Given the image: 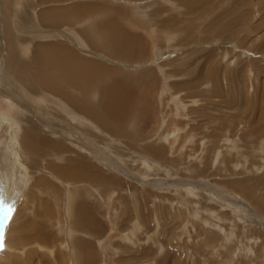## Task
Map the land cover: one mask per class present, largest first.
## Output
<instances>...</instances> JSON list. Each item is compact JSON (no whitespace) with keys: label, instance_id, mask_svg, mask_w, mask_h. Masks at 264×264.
Returning a JSON list of instances; mask_svg holds the SVG:
<instances>
[{"label":"rangeland","instance_id":"1","mask_svg":"<svg viewBox=\"0 0 264 264\" xmlns=\"http://www.w3.org/2000/svg\"><path fill=\"white\" fill-rule=\"evenodd\" d=\"M43 1L0 0V26L3 15L17 23L9 30L21 57V66L7 55L0 65V264L23 256L8 244L16 212L39 232L23 252L37 251L32 264H264V0H78L81 8L98 6L97 28L115 15L124 34L141 41L135 55L94 53L81 27L86 18L70 31L45 26ZM60 39L116 68V79L99 85L134 88V100L118 104L121 121L97 87L87 100L99 112H78L75 122L59 95L17 79L22 69L38 70L30 44ZM28 119L46 143L62 145L26 155ZM158 144L165 154L149 151ZM48 163L73 166L79 178L58 176ZM39 176L47 189L31 197Z\"/></svg>","mask_w":264,"mask_h":264},{"label":"bare ground","instance_id":"2","mask_svg":"<svg viewBox=\"0 0 264 264\" xmlns=\"http://www.w3.org/2000/svg\"><path fill=\"white\" fill-rule=\"evenodd\" d=\"M59 1H61V0H44L43 1L44 3L49 4V6L46 7V9H44V12H42V14H40L41 16L43 15V17H40V18H41V21H43L45 23V26L50 25V26H55L57 28H67L70 31L72 28H74L76 26L77 23H79L82 19L86 18L81 23L82 24L81 27H84L89 32L96 33L97 37L105 39V34H108L110 37L114 36L112 38L113 42H117L119 39H120V42H125L124 46L122 48H120V54H122L121 51L126 52V50H127V51L131 52L133 55H135L136 53L139 54L138 51L142 50L140 48L141 41L138 40L136 37H134V36L130 37L129 36V40H128L126 37L123 36V35H125L124 30H127V29L122 30L121 27L119 28V26L116 24L117 19L114 20L115 15L113 16V14H112L110 16L111 17V23L110 24L100 25V27H98L101 31H104V32H99V29L97 27L90 25L97 18V16H96L97 11L94 12L93 14H91L93 17H90L89 14L87 15V17H83V14L86 11L89 12L90 9L81 8V6L78 5V4H80V1H78V0H76L77 3L70 2L71 6H70V4H67L69 2H67L65 6L63 5L64 2L63 3L61 2V4H58L56 6H50L51 2H59ZM76 1H74V2H76ZM87 4H89V3H87ZM84 6H89V5H84ZM94 6H96V8L98 7L97 5H94ZM110 9H112L116 15L121 12V10L119 8L111 7ZM3 10L4 9H2L1 14L5 13ZM21 12H23V11H21ZM102 12L104 14L108 15L107 11H102ZM3 19H4V22H3L4 28L3 27L1 28V26H0V28H1V31H0V65L9 63L6 59V55H7V56H11L14 58V61L12 62L14 67L17 65L21 66V64H20L21 57H19L20 52L18 53L19 50L17 51V49H15L17 41H16V38L14 36L13 31L9 30V28L12 29L13 27H16L15 25L17 23L14 22L12 25H9V18L7 15H3ZM1 22H2V18L0 17V23ZM17 22L19 24H22V22H20V21H17ZM104 23H105V20H102V21H99L98 24H104ZM79 26L80 25H77L76 29L80 28ZM19 28L22 29L23 26H21ZM2 31H3V34H2ZM10 31L12 32V35H11ZM82 34H84V33H82ZM52 35H56V34H52ZM60 40H61V42L57 41L54 43H44L43 41H38V42L34 43L33 45L30 44V47L32 46V48H33L31 59H30V65H34L33 68L35 66H37L38 70L36 72V70L30 71L29 68H28V71L22 69L21 78H20L21 73L19 74V78L17 76L16 77L18 80H21V82L26 81V84H25L26 87L30 88L31 90L36 89L37 85H41V86L47 88L48 90H51L54 94L59 95V98H62L71 107V106L79 103V99L77 97H75L73 94L79 91L83 95H87V96L92 95V94L94 95V93H93L94 91H92V88H94V87L96 88V86L98 87L100 81H102V80H100V78H104L105 74L108 73V70L104 69L102 67V65L99 64L98 62H95V65L92 66L90 64L91 59H88L86 57H81L78 51L76 52L74 50L69 49L67 47L68 45L66 43H64V41L62 39H60ZM20 45H22V44H20ZM120 46H121V44H120ZM63 83H65L66 86ZM3 84H5V82L0 79V85H3ZM116 85L117 84H114L113 86L108 85V86H105L102 88V89L105 88L104 89L105 94L103 95L104 96L103 106L104 107L106 106V108H105L106 110L110 109V111H112L114 113L117 112L115 110L120 109L121 112L118 114L119 116H117L115 118H117V119L120 118V121H121V119L124 118V116H125V111H124V107H121L120 105L123 102H125V98L128 101V99L134 95L133 91H132L134 88L130 89L129 91L126 90L127 92L126 91L122 92V91H120V88H118ZM129 87H128V89H129ZM124 90H125V88H124ZM70 91H71V93H70ZM136 93L137 92H135V95H136ZM1 95L2 94H0V96ZM34 98L40 99L41 101H38V102L42 103V105L45 104V101L43 100L41 94H39L38 97H34ZM115 98H116V101H118V103L115 101ZM121 99H122V101H121ZM131 99H133V98H131ZM51 101L54 102L55 99H51ZM134 102H136V100ZM119 103H120V105H118ZM26 109L28 111H31L30 108H26ZM92 110H93L92 108L90 109L88 107L87 110L85 111V113H87V112L91 113ZM109 112L107 114H109ZM109 115H112V114H109ZM114 115H117V113ZM104 117H106V116H104ZM102 118H103V116H102ZM75 119L77 122H80L79 121L80 117H76ZM113 124H115V123H113ZM23 128L24 129H23L22 134H21V144L24 148L23 151L25 152L26 155L42 156V154H41L42 152L45 153V151L47 150V152L49 153L52 151L53 147H51L50 145H55V146L56 145H59V146L62 145L61 142L56 138H54L53 140H50V142L46 143L47 139L45 137H41L39 135V133H40L39 129L36 128L29 119L27 120V122H25V127H23ZM80 132H78V130H76V133L78 135V136L76 135V137H77L76 140H78L82 137V132L81 133ZM79 135H80V137H79ZM79 142H81V141H79ZM39 144H41V145H39ZM164 148L165 147L160 145V144H158L156 146L152 145V146H150L149 151L152 152L153 155L160 156V155L165 154L164 152H166V150ZM105 157L108 158L107 156H105ZM79 161H80V158L78 157V155L75 154L71 164H74L75 167L78 168V171L80 170ZM48 166H49V170H53L58 176L63 175L64 177H68L69 180L72 179L73 182H74V179L79 178L78 171L73 166H64V165H60V164L54 165L52 163H48ZM47 179L48 178L45 176H39L37 178L36 182H34V184H33L32 190L30 191L31 197H32V195H34L33 190L37 192L39 190L45 191L47 189V183H48ZM260 180H264V178L262 177V179H260ZM241 184H243V183H241ZM245 191H246V189H245ZM41 202L43 203V199L41 200ZM42 209L44 210V211H42V213L45 214L46 208L42 206ZM16 213H17V215H16L17 220L11 223V230L12 229L13 230L11 231V235H10V238L8 240V244H10L9 247L15 248V251H17L18 249H21V252H16V253H22L23 256H24V254H26L28 256V259L25 260V259H23V256H21V258H18L14 261V264H32L29 261V258L33 257L32 252H37V251L36 250L35 251L29 250L28 253H26L27 251L25 253H23V252L25 251V247H27V244L30 242L32 237H39V232L33 231L34 230V228L32 229L33 225L31 226L30 221L27 219H26V221H23V223H20L22 221L21 215H23L25 212L24 213L21 212V214H19V215H18L19 212H16ZM27 218H28V216H27ZM38 225L37 226L40 227V224H38ZM44 248H45V251L47 252L46 246H44ZM0 251H1V248H0ZM16 253H14V254H16ZM44 255L46 256L47 253H45ZM60 256L63 257V255H60ZM57 258H58V256H57ZM58 260H59V258H58ZM55 261L56 260H54V262ZM61 261H62V264H64V259H62ZM52 262H53V260H52Z\"/></svg>","mask_w":264,"mask_h":264},{"label":"crops","instance_id":"3","mask_svg":"<svg viewBox=\"0 0 264 264\" xmlns=\"http://www.w3.org/2000/svg\"><path fill=\"white\" fill-rule=\"evenodd\" d=\"M89 6L90 5H92V6H94L92 3H89L88 4ZM98 9L97 8H95V9H90L89 10V16L90 17H93L91 14H93L94 12H96ZM102 11H106V10H102ZM105 23L106 24H110L111 23V19H108L107 21H105ZM91 26H95L96 24H90ZM120 27V26H119ZM121 28H122V30H123V26H121ZM99 32H104V31H101L100 29H99ZM90 34H89V38H90V48L91 49H93L94 50V53H97V52H104V53H113V52H120V49L119 48H122L123 46H124V44H125V42H120V39L117 41V42H113V40H112V38L114 37H110L108 34H105V39L104 38H100V37H97V35H96V33H93V32H89ZM118 35V34H117ZM124 37H126L128 40H129V35L128 36H126V35H123ZM106 40H108V42H106ZM91 41H94V42H91ZM120 44H121V46H120ZM118 48V49H117ZM140 48H141V46H140ZM100 49H103V51H101ZM142 49V48H141ZM138 53H141V50L140 51H138ZM80 56L81 57H84V55L83 54H80ZM88 59H90V58H88ZM95 62H98L99 64H101L102 65V67L104 68V69H106V70H108V73L107 74H105V76H104V78L103 79H106L107 80V82L108 81H113V80H115L116 79V75H115V73H116V71H114L116 68L114 67V69L112 68V67H110V66H106V64H103V62L101 63V61H99V60H97V59H91V61H90V64L93 66V65H95ZM95 72V71H94ZM106 82V81H105ZM117 82H112V83H106V84H103V85H98V89L100 90V92L102 93L103 92V94L102 95H104L105 94V91H104V89H102L103 87H105V86H113L114 84H116ZM75 97H77L78 99H79V103L78 104H76V105H73V106H71L72 108H74L75 109V111H74V114H73V120L76 118V117H80V115H78L77 113L78 112H80V113H84L86 110H87V108L89 107L90 109L92 108L93 110L91 111V114L94 112V110L98 113L99 111H98V109H96V107L94 106V104H92V103H90L91 102V95H89V96H87V95H83L82 93H80L79 91L78 92H76V93H74L73 94ZM87 99H89V101L90 102H88V100ZM127 101V99L125 98V102ZM95 108V109H94ZM73 113V112H72ZM75 122H77L76 121V119H75ZM81 125H83V124H81ZM102 176H104V177H107V175H102Z\"/></svg>","mask_w":264,"mask_h":264},{"label":"snow or ice","instance_id":"4","mask_svg":"<svg viewBox=\"0 0 264 264\" xmlns=\"http://www.w3.org/2000/svg\"><path fill=\"white\" fill-rule=\"evenodd\" d=\"M9 219H11V210L9 211V216L6 217V220H9Z\"/></svg>","mask_w":264,"mask_h":264}]
</instances>
